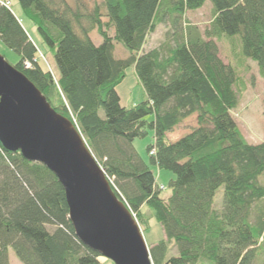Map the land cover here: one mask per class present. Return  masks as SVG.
I'll use <instances>...</instances> for the list:
<instances>
[{"label":"trees","instance_id":"16d2710c","mask_svg":"<svg viewBox=\"0 0 264 264\" xmlns=\"http://www.w3.org/2000/svg\"><path fill=\"white\" fill-rule=\"evenodd\" d=\"M205 1L18 0L59 76L41 66L35 43L4 0L0 40L19 54L14 66L74 123L142 231L152 219L160 223L164 237L148 244L153 264H264V141L248 142L239 130L231 113L239 102L237 73L217 43L238 34L243 55L264 76V0H210L213 18L201 30L185 13ZM163 22L172 29L168 39L144 51ZM93 28L99 44L89 36ZM113 40L130 55L116 58ZM130 65L146 97L124 106L115 86ZM194 113L196 126L171 141L167 132ZM149 129V162L175 175L167 199L133 143ZM68 212L56 175L0 142V264H10V248L23 264H105L77 238Z\"/></svg>","mask_w":264,"mask_h":264},{"label":"water","instance_id":"95a60500","mask_svg":"<svg viewBox=\"0 0 264 264\" xmlns=\"http://www.w3.org/2000/svg\"><path fill=\"white\" fill-rule=\"evenodd\" d=\"M0 142L56 175L74 233L84 245L114 264H153L138 221L74 123L1 53Z\"/></svg>","mask_w":264,"mask_h":264},{"label":"rangeland","instance_id":"374dc122","mask_svg":"<svg viewBox=\"0 0 264 264\" xmlns=\"http://www.w3.org/2000/svg\"><path fill=\"white\" fill-rule=\"evenodd\" d=\"M8 1L11 3L12 11L20 19L29 37L35 43L38 49V60L41 66L50 69L54 76H59V70L53 57V53L44 43L36 25L24 15L18 0ZM67 1L74 4L76 0ZM83 1L88 2L91 5L95 0ZM212 18L213 8L210 0H206L201 7L195 10H188L185 13L186 21L196 24L201 30L209 25ZM166 31H169V33L172 31L169 22L159 24L154 32L148 35L143 50H150L160 46L161 43L168 39V35L165 34ZM110 33H113L112 29L110 30ZM89 36L95 44H99L102 41V37L96 28L89 31ZM113 43V55L116 58H126L130 55V50L121 42L113 40ZM217 43L221 58L224 61L231 63L237 73L236 88L239 90V102L231 110V113L238 124L239 130L248 142H262L264 141V76L260 73L257 62L243 55L241 39L238 34H224L220 39H217ZM0 53L12 65L16 64L19 60V54L7 47L1 42V40ZM41 53L43 55H41ZM115 89L120 97V103L124 106L138 103L146 97L134 65H130L126 69L125 77L115 86ZM195 125L196 118L195 116L192 117V115H190L178 124L177 127L172 129L170 135L185 134ZM153 134V130L149 129L145 136L136 138L133 143L136 150L148 162L150 168L153 170L156 176V183L160 187V196L167 199L171 194L169 180L175 175L172 171L158 168L156 165L149 162V154L146 146L153 142ZM261 177L259 179H261ZM262 182H264V177H262ZM222 204L223 186H220L215 193L213 206L219 209L222 207ZM142 233L147 244L156 242L164 237L162 227L155 219L150 221V226L144 229ZM170 243L173 245L172 242ZM262 251H264L263 247L259 250V257L263 256ZM8 257L10 264H23L15 256L11 248L8 250ZM104 263L114 264L108 258L104 259Z\"/></svg>","mask_w":264,"mask_h":264},{"label":"crops","instance_id":"0c3cea01","mask_svg":"<svg viewBox=\"0 0 264 264\" xmlns=\"http://www.w3.org/2000/svg\"><path fill=\"white\" fill-rule=\"evenodd\" d=\"M144 51H148V50H144ZM192 115V117L193 116H195V118H196V114L194 113V114H191ZM196 126V125H195ZM177 127V126H176ZM175 128V127H174ZM173 128V129H174ZM170 133H171V131H169V132H167V137L171 140V141H175V140H177L179 137H181L182 135H184V134H178V135H170Z\"/></svg>","mask_w":264,"mask_h":264},{"label":"built area","instance_id":"2783aa9c","mask_svg":"<svg viewBox=\"0 0 264 264\" xmlns=\"http://www.w3.org/2000/svg\"><path fill=\"white\" fill-rule=\"evenodd\" d=\"M3 4L9 5V1H4ZM25 66H27V67L30 66V63L29 62H25Z\"/></svg>","mask_w":264,"mask_h":264}]
</instances>
